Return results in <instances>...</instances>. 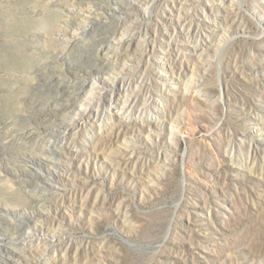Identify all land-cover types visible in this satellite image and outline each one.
Wrapping results in <instances>:
<instances>
[{"label":"rangeland","instance_id":"rangeland-1","mask_svg":"<svg viewBox=\"0 0 264 264\" xmlns=\"http://www.w3.org/2000/svg\"><path fill=\"white\" fill-rule=\"evenodd\" d=\"M132 1L136 8L119 16L152 12L147 0ZM152 3L164 14L150 23L160 38L157 54H136L122 65L134 70L153 61L157 92L146 96L164 111L143 103L137 114L157 118L160 125L134 129L130 139L118 141L100 134L102 121L83 125L79 133L86 144L52 159L60 170L40 162L24 171L12 160H0V205L17 207L7 219L34 244L9 264H264V0L184 4L200 14L187 35L179 34L183 13L172 0ZM25 4L0 0V129L16 102L7 89V69L23 52L9 36L26 26ZM81 12L80 19H87L89 13ZM233 14L245 32L228 29ZM100 18L92 29L112 24L116 16ZM202 30L211 45L196 56L192 49L201 43ZM169 35L179 40L177 46L168 43ZM85 37L75 42L74 58L91 52ZM173 46L188 70L174 61ZM132 72L83 74L82 80L91 92L101 90L111 98L113 83H129ZM117 97L130 98L128 93ZM89 101L85 96L78 105L87 107ZM53 119L54 113L46 116ZM66 120L72 122L73 114ZM36 141L35 134L25 139ZM42 186L54 198L24 207L22 195ZM24 245L12 247L24 251Z\"/></svg>","mask_w":264,"mask_h":264},{"label":"bare ground","instance_id":"bare-ground-1","mask_svg":"<svg viewBox=\"0 0 264 264\" xmlns=\"http://www.w3.org/2000/svg\"><path fill=\"white\" fill-rule=\"evenodd\" d=\"M25 1L26 7L22 13L26 26L15 27L9 36V41L16 42L22 48L19 52L23 54L14 58L7 69L10 81L7 89L12 91L16 102L10 108L6 128L0 129V160L3 158L12 160L19 169L24 171L40 162H45L49 168L55 167L56 170H60L62 165L52 159L55 154L70 150L72 152L74 147L86 144L79 133L83 125L93 126L98 121H102L104 129L100 134L114 141L121 138L130 139L134 129L149 127L152 123L160 125L157 118L142 112L137 114L140 104L143 103L157 112L164 111L153 105L151 95L146 96L150 91L157 92L154 88L153 61L140 63L134 70L122 65V61L135 60L136 54L143 56L157 54L160 38L157 33H152L150 23L164 14L158 9L159 7L153 8L152 0H147L152 6V12L149 15L145 14L142 18L135 16L125 18L117 13L132 12L136 8V2L132 0ZM139 1L142 2V0ZM200 1L172 0L176 8L181 9L183 13L181 24L183 27L179 34H189L190 27L197 26V20L200 19L198 11L183 5H193ZM111 2L118 4L119 7L112 6ZM213 4L216 2L213 1ZM81 11L89 13L87 19H80ZM104 14L116 16L112 18L114 22L96 30L92 29L93 23L98 19L102 20L100 16ZM234 17V24L228 29L233 33L245 32L244 24L235 15ZM117 18L120 20H116ZM219 26L227 30L226 27ZM212 28V25H208V29ZM83 35L88 41L87 49L91 52L84 57L74 58L72 54L74 44ZM167 38L170 45L173 43L177 46L179 43V40L173 39L172 35ZM210 45L209 36L203 33L201 43L193 46L192 53L198 56L203 52L204 47H210ZM170 54L174 55V61L180 68L189 69L176 47L173 46ZM127 69L133 71L131 81L121 84L113 83L115 90L112 89L111 98L105 96V92L101 90L91 92L88 82L82 80L83 74L121 73ZM120 93H128L130 97L128 102L119 100L117 96ZM85 96H88L90 101L88 106L83 108L78 103ZM144 100L147 102H143ZM122 110L124 112H121ZM51 113H54V119L46 120V116ZM68 113L73 114L72 122L66 120ZM31 134L36 135L37 141L25 143V139ZM58 138L65 139V142L61 141L59 144ZM52 139L54 142L48 143ZM3 175L4 173L0 170V177ZM22 198L25 200L24 207L27 205L37 207V205L48 203L54 197L42 186L39 190L26 192ZM16 208L13 205H0V264H9L14 260L12 258L14 254L19 253L22 256L28 250L34 249V244L30 243L29 234L18 231L19 227L17 230L13 228L11 221L7 219L9 215L16 214ZM13 242L25 244L24 251H19L17 246L12 247Z\"/></svg>","mask_w":264,"mask_h":264}]
</instances>
